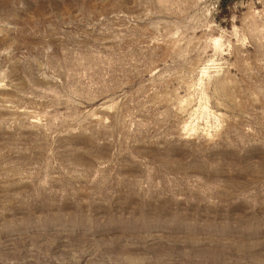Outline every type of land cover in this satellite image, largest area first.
I'll list each match as a JSON object with an SVG mask.
<instances>
[{
  "label": "rangeland",
  "instance_id": "rangeland-1",
  "mask_svg": "<svg viewBox=\"0 0 264 264\" xmlns=\"http://www.w3.org/2000/svg\"><path fill=\"white\" fill-rule=\"evenodd\" d=\"M0 264H264V0H0Z\"/></svg>",
  "mask_w": 264,
  "mask_h": 264
}]
</instances>
